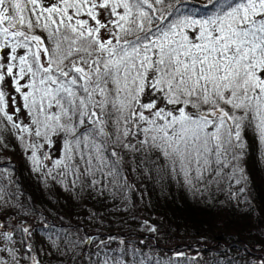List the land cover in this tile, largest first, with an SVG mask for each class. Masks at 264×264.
Returning <instances> with one entry per match:
<instances>
[{"label": "snow or ice", "instance_id": "6c2138e0", "mask_svg": "<svg viewBox=\"0 0 264 264\" xmlns=\"http://www.w3.org/2000/svg\"><path fill=\"white\" fill-rule=\"evenodd\" d=\"M0 124L72 186L141 157L242 194L249 136L264 148V0H0ZM16 231L0 223V264H42Z\"/></svg>", "mask_w": 264, "mask_h": 264}, {"label": "trees", "instance_id": "16d2710c", "mask_svg": "<svg viewBox=\"0 0 264 264\" xmlns=\"http://www.w3.org/2000/svg\"><path fill=\"white\" fill-rule=\"evenodd\" d=\"M184 3L188 6L203 5L205 0H184ZM181 11L199 14L196 7L182 8ZM248 139L251 144V154L247 159L248 179L244 185L246 190L242 194L237 192L236 185H233L231 189L227 185L222 188L210 187L207 190L189 188L175 175L159 167V162L141 157L126 158L124 168L128 184L133 189H137L141 196L140 207L142 208L136 204L138 200L136 196L131 205L126 207L125 215L111 214L112 221L109 227L96 223L94 217L96 212L104 208L102 191L100 194H95L91 190L85 192V200H90L88 207L78 211H75L71 204V194L59 197L54 192V199H51L48 204L53 205L57 200L62 201L63 207H68L69 216L76 221L70 224L73 226L71 228H63V223H60L59 226L62 228L59 232L68 233V230H72L71 233L76 232L81 235L78 240L75 238L68 240L59 251L67 253L68 264H101L103 260L105 262L117 258L125 260L124 264H153L154 258L145 252L146 247L156 253L159 248L164 251L171 250L167 242L173 239L174 246L180 247V250L172 256L180 252L185 254L188 252L201 258L194 262L189 259L184 262L182 260L184 253L178 254L179 264L181 261L182 264H264V148L257 150L251 136ZM6 142L10 144L11 149ZM21 145L16 136V130L10 126H7L0 134V190L2 193L5 192L4 186L9 178L6 175L7 171L16 177L13 186L9 185L5 192L6 202L3 205L0 204V223L7 228L15 227L17 231L14 233V238L27 240L38 254L42 264H67L61 261L60 252L57 249H54L55 256L53 253H40L41 246L37 239L21 231L22 228L28 227L27 217L23 214L24 203L28 206V214H39L42 219L46 214L50 217L46 218L54 222L60 219L56 213L48 212V207L40 193V187L43 185L44 195L52 197V186H49L46 181L39 184L38 179L32 176L29 164L23 158L24 153L19 149ZM137 159L140 160L139 164L136 162ZM26 178L30 185L27 184ZM79 185L78 183L75 188L77 192H80ZM104 188H108V184ZM118 188V190H112L117 204L123 192L121 187L118 186ZM111 197L108 196L109 199ZM87 214L92 216L88 217ZM64 215L66 217V214ZM117 216H120V219ZM92 221L101 229L95 227ZM53 224L52 222V228L56 230ZM76 224L81 225V228ZM162 229L161 236L153 235ZM82 230L84 233L91 232V235L83 236ZM38 231L34 232L35 237ZM105 231H111V233L105 235ZM123 231L127 233L116 235ZM132 235L140 236L142 240L140 248L144 249L138 251L136 257H123L114 250L111 253L94 250L88 258L80 253L81 244L83 249L85 247L100 248L108 240H117L120 236H127L133 240L136 237ZM191 241L196 245L197 250H188L192 244ZM43 254L49 257H44ZM160 254L165 255V252ZM131 258L135 262L128 261Z\"/></svg>", "mask_w": 264, "mask_h": 264}, {"label": "rangeland", "instance_id": "374dc122", "mask_svg": "<svg viewBox=\"0 0 264 264\" xmlns=\"http://www.w3.org/2000/svg\"><path fill=\"white\" fill-rule=\"evenodd\" d=\"M7 128V125L4 124H0V134L3 132L4 129ZM17 143V142H16ZM7 146L9 149H11V146L8 142H6ZM22 148H24L22 150ZM19 149L21 150V152L24 153L23 158L24 160L29 164V171L32 174L33 177L38 179L39 184H43L44 181L47 182V184L50 186H52V191H53V196L49 197L44 195L45 193L43 192V185L40 187V193L42 195L43 201L46 204V206L48 207V212H53L56 213L58 216H60V219L58 222H54L52 219L51 221L54 223L53 225L55 226L56 230H53L52 228V222L49 221L48 218H50L49 216H47L45 213L44 218L42 219V217L39 216V214H28L29 209L26 203H24V211L23 214L27 217V221H28V228L30 229V233H28V235L33 238V239H37V241L39 242L41 248L39 250L40 253H48L51 254L53 253L54 256L56 255V252L54 249H57L60 256V259L63 263H69V260L66 257V252H61L59 251L64 245L65 243L68 242V240H70L71 238H75V239H79L81 235H79L78 233H71L72 230H68V233H61L59 232L61 229L60 228H71L73 227L72 225H70L71 223H76L75 220L72 219V217L69 216V214L67 213L68 207H63V202L57 200L55 202V204L53 205H49L48 203L50 202L51 199H54V192L57 193V196H63L65 197L67 194H71V204H73L74 208L76 209L75 211L78 210H82L87 208V204L89 203L90 200H85L84 195L85 192H87L88 190H91L93 193L95 194H100V192L102 191V196H103V200H104V208L98 212H96V214L94 215V217L96 218V223H102L103 225H105V227H109L108 225L111 223L112 221V215L111 214H118V213H122L123 215H125V211H127L128 206L131 205V203L134 201V199L136 198V196L138 197L137 199V205L140 207V202H141V196L138 194L137 189H133V187L128 184V177H126V171L124 168V161L121 162L120 164V169H121V174L122 177H124V179L121 181V183L117 184V185H108V188H104L105 185L108 184L107 181L104 182V186L101 188L99 185L96 187H89L87 185L82 186L80 183L78 189L80 190V192L76 191V187L78 186V183L75 184V186H72L71 183H69L68 180H62L59 177L54 178L53 176H47L45 175V171H37L36 170V166L33 164L31 158H30V153L28 152V150L26 149L25 145L22 143L21 147H19ZM11 151V150H10ZM6 162L8 160H5ZM15 163V162H13ZM47 167H50V164H45L44 168L46 169ZM6 175L9 177L5 186H4V191L6 192L7 188L9 187V185H11V187L13 186V183L16 179V177H14V175L12 173H10L9 171H7ZM71 178H69L70 180ZM20 181H22L20 179ZM41 181V182H40ZM26 182L28 185H30L31 183L29 182V180L26 178ZM119 187L122 188L123 192L121 193V195L118 198V204L114 201V194L112 192V190H118ZM5 192L2 193L0 190V204H4L6 202V197H5ZM112 196L111 199L108 198V196ZM5 198V199H4ZM110 200V201H109ZM115 205V206H114ZM89 208H91V206H89ZM142 208V206L140 207ZM66 214V217L65 215ZM88 217L92 216L90 214H87ZM115 215V216H116ZM121 216V215H120ZM120 216H117L118 219H120ZM48 217V218H46ZM59 223V224H58ZM60 223H63L62 227H60ZM93 223V221H92ZM94 224L95 227H98L99 229L100 226H98L97 224ZM27 225V223H26ZM116 225V224H115ZM77 227L81 228V225L76 224ZM119 229V228H118ZM39 230L36 234L37 237L34 236V232ZM163 232L162 230H159V232L157 234H153L155 236H161ZM83 236L88 237L89 234L91 235V232H87L84 233L82 230ZM111 231H105L104 234H110ZM118 233V232H116ZM121 233H127V231H123V232H119L116 235H119ZM140 236H143L141 234H138ZM138 235H132L136 238H134L133 240H131L129 237L127 236H120L117 240H108L106 242V244L103 247H89L92 249H89L87 247H85L84 249L82 248V244L80 247V253L82 255H84L86 258H88V256H90L92 254V252L95 250L97 252H101V251H106L108 253H111L113 250L116 253H119L121 256H131V257H136L138 251H143V248H140V246L142 245V240L140 239V236ZM138 237V238H137ZM182 238V237H181ZM97 240V239H96ZM169 240V239H168ZM106 241V240H105ZM179 241V240H177ZM83 242V240H82ZM175 242L173 241V239H171L170 241L167 242V244L169 245L168 247L171 250H158V252H154V251H150L147 247L145 249V252H147L150 256H152L154 258V263L153 264H179V258L177 257L178 254L182 255L184 253V256L182 259L184 262L189 259L191 262L193 261H198L201 258L197 255L191 254L186 252H180L178 254H175L172 256L173 253H177L180 250V247L177 248L174 246ZM185 243H188L185 241ZM190 243H192L189 247L188 250L190 251H194L197 250L198 248H195L196 245L193 243V241H191ZM84 244V243H83ZM181 244V243H180ZM85 245V244H84ZM98 248V249H97ZM168 248V249H169ZM174 248V250H173ZM103 251V252H104ZM160 254V253H164ZM169 254H166V253ZM71 253V252H70ZM45 255V254H43ZM145 255V253H144ZM44 257H49L47 255H45ZM178 258V259H177ZM181 260V259H180ZM263 260V259H262ZM125 260H121V259H111V260H106L104 262V260L101 262V264H124ZM128 261H134L132 258L131 260ZM135 262V261H134ZM180 264H182V261L180 262Z\"/></svg>", "mask_w": 264, "mask_h": 264}]
</instances>
